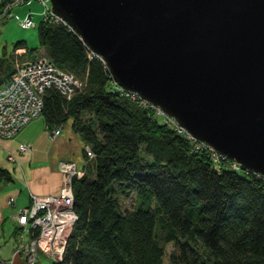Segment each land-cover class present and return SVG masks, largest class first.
<instances>
[{
  "label": "trees",
  "instance_id": "16d2710c",
  "mask_svg": "<svg viewBox=\"0 0 264 264\" xmlns=\"http://www.w3.org/2000/svg\"><path fill=\"white\" fill-rule=\"evenodd\" d=\"M37 37L43 53L34 59L84 83L69 100L49 89L41 117L49 130L71 121L94 154L84 147L85 175L72 185L77 220L53 264H164L170 243V264H264V176L216 168L153 108L120 92L65 27L40 22ZM10 180L0 167V187Z\"/></svg>",
  "mask_w": 264,
  "mask_h": 264
},
{
  "label": "water",
  "instance_id": "95a60500",
  "mask_svg": "<svg viewBox=\"0 0 264 264\" xmlns=\"http://www.w3.org/2000/svg\"><path fill=\"white\" fill-rule=\"evenodd\" d=\"M112 80L264 176V0H49Z\"/></svg>",
  "mask_w": 264,
  "mask_h": 264
},
{
  "label": "built area",
  "instance_id": "2783aa9c",
  "mask_svg": "<svg viewBox=\"0 0 264 264\" xmlns=\"http://www.w3.org/2000/svg\"><path fill=\"white\" fill-rule=\"evenodd\" d=\"M32 2L39 3L43 9L41 22L61 25L77 35L62 17L53 12L49 0H0V19L16 17L21 28L36 27L35 14L31 10H28L23 18L13 14L14 9L27 7ZM79 39L88 51L89 59L94 57L100 59L80 37ZM14 53L23 55L25 52L22 48H18ZM83 86L81 80L58 68L45 57L25 61L15 59L11 75L0 80V138L13 139L30 122L41 117L43 97L49 89H57L69 100L75 91ZM118 90L126 97L138 100L142 107L153 108L155 113L163 118L164 123L178 134L184 135L195 150L207 151L216 168L219 169L221 164H226L230 169L236 171L240 169L236 162L191 136L175 120L166 117L158 107L141 99L136 93L126 91L119 86ZM61 130V126L49 130L51 137L58 136ZM28 150V146H20L21 152ZM85 151L88 159L94 157L88 146L85 147ZM8 159L15 161L13 155H9ZM59 169L62 174L59 193L48 196L32 195L30 205L18 212L20 245L15 252L23 255L26 264L41 263L43 261L41 255L54 262H61L69 235L76 223L72 185L74 180H79L85 175V169H79L76 163L71 161L61 162ZM9 203H12L11 199Z\"/></svg>",
  "mask_w": 264,
  "mask_h": 264
},
{
  "label": "crops",
  "instance_id": "0c3cea01",
  "mask_svg": "<svg viewBox=\"0 0 264 264\" xmlns=\"http://www.w3.org/2000/svg\"><path fill=\"white\" fill-rule=\"evenodd\" d=\"M10 58L5 53L0 57V80L13 72ZM23 145L29 147L27 152L20 151ZM84 147L71 121L63 125L58 136L51 137L42 117L30 122L13 139L0 138V167L11 175V180L0 187V264H26L23 255L15 252L20 245L18 212L30 205L32 195H57L62 184L60 163L71 161L83 169ZM9 155L15 161H10Z\"/></svg>",
  "mask_w": 264,
  "mask_h": 264
},
{
  "label": "rangeland",
  "instance_id": "374dc122",
  "mask_svg": "<svg viewBox=\"0 0 264 264\" xmlns=\"http://www.w3.org/2000/svg\"><path fill=\"white\" fill-rule=\"evenodd\" d=\"M28 10H31L35 14L34 22L36 23V27L34 28H29V29L21 28L19 26V23L16 17L12 19H0V57H2L3 53H5V55L8 57L10 56L11 57L10 60H12L11 61L12 67H13V61L15 59H18L19 61L32 60L35 57L40 56L43 53V49L40 48L39 43H38V37H37V28L41 22V19H42L41 12L43 11L39 3L32 2L27 7H18L14 9L13 14L17 15L19 18H23L25 14L28 12ZM18 43L19 45L23 46L28 51V53L24 54V56L20 54L16 55L14 53V48L15 46H17ZM166 117L168 116L166 115ZM172 120L174 119L172 118ZM129 203H130L129 200H125V206H129ZM165 248H166L167 254H166V257L164 258V264H170L169 254L175 249H174L173 244L171 243L167 244ZM41 257L43 260V264H53L54 262L53 260L44 258L42 255Z\"/></svg>",
  "mask_w": 264,
  "mask_h": 264
},
{
  "label": "bare ground",
  "instance_id": "6f19581e",
  "mask_svg": "<svg viewBox=\"0 0 264 264\" xmlns=\"http://www.w3.org/2000/svg\"><path fill=\"white\" fill-rule=\"evenodd\" d=\"M241 168V167H240ZM41 264H43V261L41 262Z\"/></svg>",
  "mask_w": 264,
  "mask_h": 264
}]
</instances>
